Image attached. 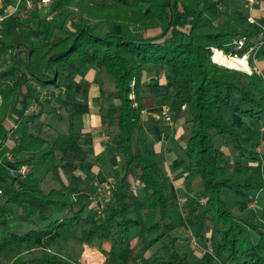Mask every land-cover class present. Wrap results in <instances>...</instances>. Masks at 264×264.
<instances>
[{
  "label": "trees",
  "instance_id": "16d2710c",
  "mask_svg": "<svg viewBox=\"0 0 264 264\" xmlns=\"http://www.w3.org/2000/svg\"><path fill=\"white\" fill-rule=\"evenodd\" d=\"M1 1L9 7L18 0ZM244 3L54 0L50 13L60 18H67L72 7L76 10L71 29L60 28L58 34L35 29L28 23L30 14H15L3 23L0 127L17 108L20 114L18 131L9 138L13 160L0 162V259L77 264L62 247L74 241L98 247L106 264H264V205L251 211L252 201L239 203L235 213L223 199L225 190L264 191V177L256 165L232 162L216 144L220 138L234 155L258 162L250 145L252 130L264 125V74L213 61L214 50L243 57L260 43L263 24L249 21ZM240 41L245 44L238 50ZM89 71L110 77L113 84L107 88L94 80L100 92L94 99L99 124L109 138L106 151L118 160L115 185L107 186L101 210L93 198L91 153L80 135H64L57 150L42 134L44 117L57 114L55 93L82 92L74 83ZM150 97L162 98L174 124L185 119L186 165L179 198L158 153L141 135L144 100ZM32 105L38 106L36 113H29ZM38 165L57 188L43 190L10 174L28 167L31 179ZM184 228L213 257L212 263H195L190 249L179 247L174 234ZM109 244L125 249L126 256L113 257L106 250ZM37 251L47 256L35 255Z\"/></svg>",
  "mask_w": 264,
  "mask_h": 264
},
{
  "label": "rangeland",
  "instance_id": "374dc122",
  "mask_svg": "<svg viewBox=\"0 0 264 264\" xmlns=\"http://www.w3.org/2000/svg\"><path fill=\"white\" fill-rule=\"evenodd\" d=\"M245 3L242 4V9L247 12V2L246 0H243ZM48 12V11H47ZM50 21L47 20L48 18L45 14V12L42 9L36 8L32 12H30V17L27 18L28 23H30L35 29H41V30H46L48 29L49 32L54 31L55 34H58L60 32V28L63 29H71L73 26V22L77 21L78 15L76 10L72 7L70 12L66 13L67 18L59 17L58 14H54L53 12L50 13ZM263 24V23H262ZM264 26V24H263ZM118 31H122L121 27L117 28ZM223 53V52H222ZM255 51L251 53H247V63L248 66L250 67V72L243 70L242 68H230L226 67L223 65H220L214 62L222 67L229 68V69H234V70H239L248 74H253L254 72H259L258 70L254 69V58L253 55ZM224 54V53H223ZM213 56H214V51H213ZM229 58H235L231 57L229 55H226ZM243 57H236V58H245ZM260 73V72H259ZM264 74V73H263ZM164 76V73H161V77ZM83 75H80L77 80L75 81L74 85H81L82 86V92H76L75 89H71L65 92L61 93V96L59 95L56 96L55 93V101H53V106L56 107L57 109V114L54 115H49L45 116L43 121L46 126L44 127L43 130V137L50 140L51 143L55 146L57 150L61 149L62 146V138L64 135L69 134L70 132L77 133L81 136L83 133V129L85 124H87L88 121V114L85 112L77 113V114H72L70 115L69 109H66L67 106L71 107L74 105V109L76 106H78V103H80V100H88L90 97L98 96L99 95V86L96 85L95 83H88L85 78H83ZM94 80L99 81L100 84L104 85L105 87L109 88L110 84H112V80L110 77L104 76L100 72H96V75L94 77ZM71 96L73 99L69 98ZM78 101V102H77ZM96 109L97 106L95 105ZM29 113H36L38 111V106L37 105H32L29 108ZM76 112V111H75ZM165 113V111H164ZM20 114V109L17 108V110L14 111V114L9 118L8 122L0 127V143L5 141L6 136L8 135L9 132L16 133L18 131V124H17V119L19 118ZM58 114H61L62 118H59ZM226 117L233 122L234 117L226 113ZM28 118L24 117L23 123H27ZM168 123H172L173 121ZM176 124H173L169 127H163L162 130H158L155 127H149V130H143L142 136L143 140L146 141L147 146L150 150H154V146L156 142H160V137L161 134L165 133L168 136V133L170 132V135L172 138H174L177 134L178 131H182L185 126V119L182 118L181 120L175 122ZM17 126V127H16ZM260 126V125H259ZM179 127V128H176ZM180 127L182 128L180 130ZM147 128V127H146ZM260 130L253 131L254 134V142L250 145V150L252 151L253 154L256 155V158H258V162H261L260 166L258 165V162L252 163L251 158L248 157L247 159H242L238 155H234L232 153L231 147L227 146L225 143L220 138H216V144L221 148V150L225 153V155L232 161V162H241L245 165H253L259 168L261 171L263 177H264V125L260 126ZM176 129L177 132H176ZM254 129V128H253ZM163 131V132H162ZM162 132V133H161ZM175 132V134H173ZM106 135V134H105ZM107 136V135H106ZM108 141L104 143V151L102 154H100L98 157L95 158V160L92 161L91 165H88V169L91 170V166L94 164H100V172L95 176V181L93 183L94 186V200L96 203V209L101 210L103 208L104 202L108 200L105 195L108 192L107 186L109 184L115 183V175H116V170L118 168V160L114 158H110L108 151H106L107 145L109 144V138L107 137ZM166 140H168L166 138ZM167 142V141H166ZM186 143V136L184 134H181L180 138L177 141V146L176 149L174 150V155H176L177 160L182 163V168L184 169L186 165V160L183 156V147ZM88 148L89 151L92 152V149L90 147ZM261 151V152H260ZM10 147L9 146H2L0 149V157L4 159H8V155L10 154ZM159 160L163 163H165V157H163L160 153H158ZM177 161V162H178ZM30 172L29 175L27 176L25 181L28 183H32L39 188L43 190H50L52 188H57L58 184L52 179V177L47 174L45 168L41 165H38L35 169V175L33 178L29 179L28 177L30 176L31 172L33 171L31 168H29ZM181 190L177 187H173V193L176 198H179ZM108 195V194H107ZM223 199L225 200L226 204L228 205L229 208H231L235 213H238L239 210V203L243 202H250L251 203V211H257L260 210L263 205H264V191L261 192H246V191H238V190H225L223 192ZM4 201L0 199V203L2 204ZM139 234V231L136 230L133 232V238L137 237ZM180 239L179 242V247L183 250L190 249L192 259L195 263H201L202 261L212 263L213 262V257L207 253V251L201 247L199 242L195 239L192 231L190 229L184 228L180 232H177L174 234ZM253 240H257V235L252 236ZM108 245V244H107ZM91 247L93 251L99 250L98 247L95 246H89V245H84L80 246L76 244L74 241L69 242L67 245H62L63 250L65 252V255L71 254L74 258H76L77 264H82V260L84 259V253H85V247ZM188 247V248H187ZM106 250L109 254H111L115 258H124L127 254V251L125 249H121L119 246L116 245H110L106 246ZM100 251V250H99ZM54 252V250H53ZM26 254V253H25ZM43 255L47 256L46 253L44 252H36L35 255ZM151 255V253H150ZM86 257H89L88 259L93 258L92 252L88 251L86 254ZM107 258V256L105 255ZM108 260V258H107ZM106 260V263H107ZM12 261H10L7 257H3L0 259V264H11ZM91 264H97L96 262H90ZM105 263V264H106Z\"/></svg>",
  "mask_w": 264,
  "mask_h": 264
},
{
  "label": "crops",
  "instance_id": "0c3cea01",
  "mask_svg": "<svg viewBox=\"0 0 264 264\" xmlns=\"http://www.w3.org/2000/svg\"><path fill=\"white\" fill-rule=\"evenodd\" d=\"M258 2H264V0H257ZM14 10V4L12 6H5L2 1L0 0V15H7L12 13ZM252 16L255 20L261 21L264 24V12H261L259 10H255L252 13ZM254 58V69L258 70L260 73H264V46L260 49H257L255 53L253 54ZM96 75V71H89L85 74H83V78L86 79V81L90 84L94 83V77ZM147 79H152V75H148ZM165 79L164 76L161 77V83H164ZM61 96V93L56 92V96ZM97 96L90 97L88 100H80L78 103V106L74 109V105L71 107L67 106L66 109H69L70 115L72 116L73 112L74 114L81 113L82 111L88 114L89 118L87 121V124H85L83 133L81 134V144L84 147H90L92 149V152L90 151V162L89 165H91L92 161L95 160L96 157H98L100 154L104 151V143L108 141L107 136L103 132L102 128L99 124V118L97 115V109L95 107L94 99ZM69 98L73 99L71 96ZM78 102V101H77ZM144 107L145 110L143 112V120H144V129H148L149 127H155L160 131L163 127H169L173 125L174 123H168L166 122V115L164 113L165 105L163 104V100L161 97H150L144 100ZM20 109V108H18ZM76 111V112H75ZM8 122V121H7ZM171 122V121H170ZM171 124V125H170ZM17 127V126H16ZM147 127V128H146ZM179 128V127H176ZM182 128L180 127V130ZM178 129H176L177 132ZM163 132V131H162ZM161 132V133H162ZM182 131H178L175 137L172 138L170 135V132L168 133V136L163 133L160 137V142H156L154 149L157 153H160L163 157H165V171L169 175L173 187L177 186L181 191L184 188V175H182V163H180L176 155H174V150L177 146V141L180 138ZM264 132V131H263ZM175 134V132H173ZM13 135V132L8 133V138L6 140L5 145L9 146L10 148L13 145V142L10 141V137ZM166 138L168 140H166ZM167 141V142H166ZM88 149V148H87ZM261 152V151H260ZM11 155V153L8 155ZM7 160V159H6ZM178 161V162H177ZM0 162H4V159L0 157ZM95 176L100 172V164H94L91 166L90 170ZM251 204H249V208H251ZM136 241V239L134 240ZM88 251L92 252V255L94 256L91 259H88L89 257H86V254ZM150 254H148L147 257H149ZM84 259L82 260V264H91L90 262H96L97 264H105L107 258L104 254H102L99 250L93 251L91 247L86 246L85 247V253H84Z\"/></svg>",
  "mask_w": 264,
  "mask_h": 264
},
{
  "label": "built area",
  "instance_id": "2783aa9c",
  "mask_svg": "<svg viewBox=\"0 0 264 264\" xmlns=\"http://www.w3.org/2000/svg\"><path fill=\"white\" fill-rule=\"evenodd\" d=\"M247 1V8L249 11V21L251 23H256V20L254 19V17L252 16V13L255 10H259L261 12H264V2H258L257 0H246ZM54 0H18L15 4H14V10L12 13L7 14V15H0V31L2 29V25L3 23L11 16L15 15V14H20L21 16H26L28 15L30 12H32L33 10H35L36 8L42 9L46 16L48 17L47 20H50V15H49V11L51 9V6L53 4ZM48 11V12H47ZM261 27V35L259 37V41L260 43L253 47L250 52L256 51L257 49H260L261 47L264 46V26L260 25ZM245 42L244 41H240L238 43L237 49L240 50L244 47ZM249 52V53H250ZM248 53V54H249ZM248 54H246V59ZM237 57V56H236ZM165 110V115H166V120L167 121H171L170 118V112L169 109L167 107L164 108ZM9 160H13V157L10 155L9 156ZM29 168L28 167H23L20 170H11L10 174L13 178H22L25 179L28 175H29ZM115 185V183H113V186ZM105 197L108 199V195L106 193Z\"/></svg>",
  "mask_w": 264,
  "mask_h": 264
},
{
  "label": "bare ground",
  "instance_id": "6f19581e",
  "mask_svg": "<svg viewBox=\"0 0 264 264\" xmlns=\"http://www.w3.org/2000/svg\"><path fill=\"white\" fill-rule=\"evenodd\" d=\"M213 60L223 66L230 68H242L243 70L250 72L246 58H229L221 51L214 50ZM94 257V256H93Z\"/></svg>",
  "mask_w": 264,
  "mask_h": 264
}]
</instances>
